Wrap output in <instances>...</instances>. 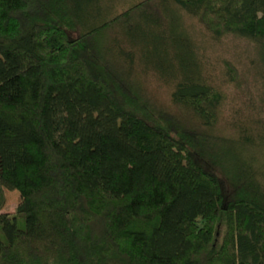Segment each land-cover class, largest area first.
Masks as SVG:
<instances>
[{"label": "trees", "instance_id": "1", "mask_svg": "<svg viewBox=\"0 0 264 264\" xmlns=\"http://www.w3.org/2000/svg\"><path fill=\"white\" fill-rule=\"evenodd\" d=\"M102 1L0 0V212L3 189L20 196L0 264H264V97L225 62L244 100L220 135L225 98L181 16L253 43L261 74L264 0H140L108 19ZM136 65L173 83L176 113Z\"/></svg>", "mask_w": 264, "mask_h": 264}, {"label": "rangeland", "instance_id": "2", "mask_svg": "<svg viewBox=\"0 0 264 264\" xmlns=\"http://www.w3.org/2000/svg\"><path fill=\"white\" fill-rule=\"evenodd\" d=\"M138 1L140 0H103L101 2V8L102 10H105V13L107 14L106 19H108L110 16L108 14L111 10L113 11L112 15L118 14ZM181 16L182 25L188 31L195 44L200 48V55L203 56L206 62L204 69L206 76L225 98L223 106L221 107V116L218 123L219 134L232 137L234 133L228 128L231 122V119L229 120L230 117L228 116L233 115L234 112L240 108L241 104H243L242 101L244 100V94H242V91H238L235 85L230 82L224 64L225 62H229L239 70L242 79H244V81H246L251 87L248 96H253L256 100H258L260 96L264 97V72L261 74L258 73L261 68L258 67L255 62L257 52L256 47L249 41L234 37H223L217 40L213 39L193 17L184 13H182ZM141 47L142 48L137 50L139 56L142 57L148 55L149 57L150 54H152L154 60L156 59L155 56L157 52L155 49L151 51V48ZM152 68H156L155 63H153ZM134 70V76L138 79L140 88L142 89L140 91L149 100L150 104L154 105L158 110L176 113L170 101V96L174 88L173 83L169 81L164 82L153 72L143 73L142 68L137 71V65ZM122 106L133 110L141 117L144 116L145 119L150 122L153 121V116L150 113L142 112L140 110L138 112L137 108H131L126 104H122ZM257 118L264 120V111ZM261 134L264 135V131ZM201 152L203 153V165L214 173L216 172L225 191L229 189L228 191L230 192L231 188H228V178L233 179V177L229 175L228 172L221 169L219 165H217L219 168L212 166L211 158H215L216 151H214L213 148H209V151L203 149ZM197 155L202 156L200 151H198ZM3 192L5 205L0 213L13 214L20 203L19 193L17 191H8L6 189H3Z\"/></svg>", "mask_w": 264, "mask_h": 264}]
</instances>
